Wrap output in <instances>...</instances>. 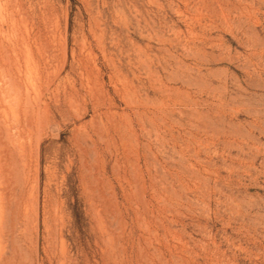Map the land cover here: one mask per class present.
<instances>
[{
    "label": "rangeland",
    "instance_id": "1",
    "mask_svg": "<svg viewBox=\"0 0 264 264\" xmlns=\"http://www.w3.org/2000/svg\"><path fill=\"white\" fill-rule=\"evenodd\" d=\"M0 264H264V0H0Z\"/></svg>",
    "mask_w": 264,
    "mask_h": 264
}]
</instances>
